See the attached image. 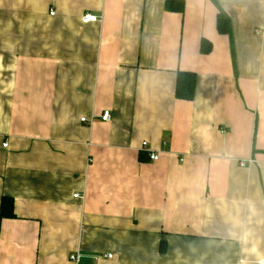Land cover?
<instances>
[{"label": "crops", "instance_id": "1", "mask_svg": "<svg viewBox=\"0 0 264 264\" xmlns=\"http://www.w3.org/2000/svg\"><path fill=\"white\" fill-rule=\"evenodd\" d=\"M165 1L0 0V264H262L264 0Z\"/></svg>", "mask_w": 264, "mask_h": 264}, {"label": "trees", "instance_id": "2", "mask_svg": "<svg viewBox=\"0 0 264 264\" xmlns=\"http://www.w3.org/2000/svg\"><path fill=\"white\" fill-rule=\"evenodd\" d=\"M165 9L169 12L183 13L185 9L184 0H166ZM217 30L220 34H231L230 21L224 13L220 12L217 15ZM212 43L207 39H202L200 43V51L203 54H208L212 50ZM196 73L189 71H178L176 75L175 95L178 99L192 100L195 94ZM14 201L10 196H2L0 200V230L1 222L5 218H14Z\"/></svg>", "mask_w": 264, "mask_h": 264}, {"label": "built area", "instance_id": "3", "mask_svg": "<svg viewBox=\"0 0 264 264\" xmlns=\"http://www.w3.org/2000/svg\"><path fill=\"white\" fill-rule=\"evenodd\" d=\"M51 13L53 14L54 11H52ZM82 21L85 24L86 23H90V22H96V21H98V16H96L94 14H91V13H85L83 15V17H82ZM110 118H111V116H110V111L109 110H105L103 112V114L101 115V119L104 120V121H108V120H110ZM84 120H85V118H82V121H84ZM4 145H6V143ZM142 147L145 150H149L147 142H143L142 143ZM150 158L151 159H157L158 155L156 153L151 152L150 153ZM106 257L107 258H111L112 254H107ZM71 259L76 260L77 259L76 255H71ZM261 263L264 264V260H262Z\"/></svg>", "mask_w": 264, "mask_h": 264}]
</instances>
